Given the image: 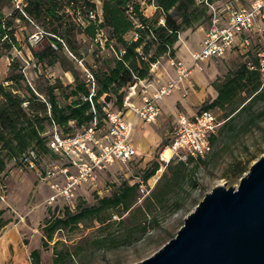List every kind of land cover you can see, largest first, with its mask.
Segmentation results:
<instances>
[{
  "label": "trees",
  "instance_id": "16d2710c",
  "mask_svg": "<svg viewBox=\"0 0 264 264\" xmlns=\"http://www.w3.org/2000/svg\"><path fill=\"white\" fill-rule=\"evenodd\" d=\"M11 1L0 0V56L22 47L15 25L17 19L38 26L48 41L39 48L26 42L33 57L44 66L58 64L64 72L73 75L74 82L64 84L57 77L45 86L33 87L26 82L19 60L12 56L10 74L5 79L8 84L0 82V174L9 161L27 167L24 159L31 149L36 150L40 158L51 154L49 139L54 126L64 135H73L94 119L101 123L108 109L124 111L127 87L139 80H152L151 66L158 59L166 55L176 57L175 45L181 32L194 30L201 24L207 27L211 17L209 5L220 8L226 1L235 5L233 0H146L160 11L159 17L152 18L144 13L142 0H22L19 7L6 14L2 8L10 6ZM91 11L96 13V19L89 17ZM161 17L164 23L160 22ZM93 39L110 55L102 59L98 68L90 66L96 81L91 102L88 99L91 86L80 75L65 48L74 59L82 58L81 48L87 40ZM249 53L257 62L254 52ZM215 86L216 97L204 103L201 109L226 106L231 109L218 132L211 137L213 146L229 131L251 127L264 116V83L259 70L250 69L246 61L235 70H229ZM208 159L171 160L140 204L141 184L160 169L159 161L143 172L141 181L124 180L109 195L96 196L94 203L81 199L75 208L65 205L60 210L56 207L42 228V245L47 246L57 231L73 230L87 221L110 229L114 212L120 213L117 218V223L123 226L120 238L110 230L106 236L98 238L97 243L106 246L118 239L132 241L135 232L146 233L158 224L162 212L174 213L185 205L183 194L191 195L197 188L195 175ZM249 164L250 160L244 164L239 162L234 175L242 176ZM54 253V264H67L74 256L67 248L55 249ZM30 258L31 264H42L41 249H33Z\"/></svg>",
  "mask_w": 264,
  "mask_h": 264
},
{
  "label": "rangeland",
  "instance_id": "374dc122",
  "mask_svg": "<svg viewBox=\"0 0 264 264\" xmlns=\"http://www.w3.org/2000/svg\"><path fill=\"white\" fill-rule=\"evenodd\" d=\"M18 1L19 4L22 2V0H12L10 6L4 5L3 12L10 13L17 7ZM142 6L147 16L159 17L160 11L154 3L148 4L146 0H142ZM173 14L176 15V11H173ZM15 25L22 47L20 50L13 48L10 53L0 56V82L8 84L5 79L10 74L9 65L12 56L19 60L26 82L33 87L36 84L45 86L47 82H54L57 77L64 84L70 82L69 80L74 82L73 75L70 72H64L58 64L44 66L33 57L26 42L33 43L37 48L47 42L48 39L44 38L45 33L41 28L27 25L18 19ZM202 26L205 24L198 25L194 30L189 28L179 34V40L175 45L176 56H181V51L184 50L182 48H185L186 44L196 41L197 30ZM65 52L73 60L83 78H86L84 67L89 71L90 66L98 68L102 59L110 55V52L101 48L95 39L87 40L81 48L82 58L74 59L66 48ZM243 62L245 59L239 50H232L222 58L207 59L201 64L202 69L194 67L190 81L184 82L187 86L184 92L186 96L183 98L184 103L178 101L174 107H163L161 115L155 122L139 120L137 123L132 138L139 151L138 155L131 161H117L108 168L98 171L97 184L79 185L71 200L58 196L52 202L49 201L50 195L54 193L50 184L56 181L62 183L64 179L61 174L46 177L40 166L31 169L9 161L5 171L0 174V264H31L30 252L35 248L41 249L42 264H54V250L65 248L74 252V256L67 260V264H134L153 255L175 237L186 216L215 186L223 184L226 187H237L240 179L249 171L251 164L264 156V116L258 124L237 132L229 131L225 138L217 141L213 151L207 156L209 157L207 164H203L195 175L199 185L191 195L183 194L186 197L185 205L174 213L162 212L159 223L151 226L146 233L135 232L130 242L118 239L109 245L100 246L97 243L98 238L106 236L110 230L115 232L117 238H120L122 234L123 226L117 223V218L113 217L110 229L100 228L98 222L87 221L73 230L63 228L57 231L47 246L42 245V228L46 218L56 207L60 210L65 205L75 208L81 199L89 204L94 203L96 196L109 195L115 186L124 180L129 183L141 181L143 172L151 167L153 162L159 161L160 169L146 183L141 184L140 204L166 168L160 153L173 136V121L176 115L198 111L204 103L214 99L218 92L215 83L222 80L229 70H235ZM23 92L25 91L22 90ZM100 100L102 102V99ZM61 102L63 103L62 99ZM213 109L219 119L224 121L231 107ZM49 131V127L46 126V133ZM248 160H250L248 170L240 177L235 176L233 172L239 162L244 164ZM66 162V159L52 154L41 157V163L45 168L54 164L63 165ZM114 215L119 216L120 213L114 212ZM126 216V213L123 214L124 218Z\"/></svg>",
  "mask_w": 264,
  "mask_h": 264
},
{
  "label": "built area",
  "instance_id": "2783aa9c",
  "mask_svg": "<svg viewBox=\"0 0 264 264\" xmlns=\"http://www.w3.org/2000/svg\"><path fill=\"white\" fill-rule=\"evenodd\" d=\"M226 1L218 8L210 7V21L206 27L200 48L191 54L189 64L175 57L166 55L167 64L173 68L174 76L169 75L163 81L155 76L153 83L139 80L129 85L124 97L125 110L108 109L101 123L94 119L88 126L73 135H64L57 126L53 127L49 148L51 154L66 159L63 165L54 164L41 168V158L36 150L31 149L25 157L27 167L44 171V176L53 177L61 174L63 182L50 184L54 193L50 195L52 202L58 196L71 200L77 187L83 183L96 185L97 172L108 168L117 161L128 162L138 155L137 148L131 142L133 123L125 117L131 109L135 115L146 122H155L160 114V102L169 96L175 88L192 77V69H202L207 59L222 58L232 50H239L250 69H258L264 83V0H251L249 5L243 0ZM19 7V1L17 3ZM89 17L96 19V13L89 12ZM164 23V18H160ZM137 38V35H135ZM34 45L33 43H31ZM253 51L257 62L249 52ZM164 57L152 63V73L161 69ZM79 63L84 67L81 60ZM86 81L91 86L88 99L95 94L96 81L94 75L86 68ZM165 72L164 69H162ZM139 97L141 105H136L133 98ZM223 121L213 108L199 109L191 115L179 113L175 117L172 140L160 153L165 165L171 160L187 161L190 157L205 158L213 151L211 137L214 136ZM169 156H165V150ZM118 218L117 215H114Z\"/></svg>",
  "mask_w": 264,
  "mask_h": 264
},
{
  "label": "water",
  "instance_id": "95a60500",
  "mask_svg": "<svg viewBox=\"0 0 264 264\" xmlns=\"http://www.w3.org/2000/svg\"><path fill=\"white\" fill-rule=\"evenodd\" d=\"M134 264H264V156L237 187L206 193L175 237Z\"/></svg>",
  "mask_w": 264,
  "mask_h": 264
},
{
  "label": "crops",
  "instance_id": "0c3cea01",
  "mask_svg": "<svg viewBox=\"0 0 264 264\" xmlns=\"http://www.w3.org/2000/svg\"><path fill=\"white\" fill-rule=\"evenodd\" d=\"M242 2H243V4L249 5L250 2H251V0H243ZM205 30H206V27L205 26H202L199 30H197V33H196V36H197L196 37V41H194V42H192L190 44H186V47L185 48L184 47L182 48L184 50L181 51V56H183L184 59H182L183 57H181L179 55L176 56L175 58L180 59V60L184 61L185 63L189 64L191 62V54L194 51L199 50V48H200V44H201L202 38L204 36ZM162 69H164L166 73H164V71ZM174 74H175V72H174L173 68H171L167 64L166 57H164L163 60H162L161 69H159V70H157L156 72L153 73V78H155V76H159L163 81H165L168 78L169 75L174 76ZM153 78H152V80H150V83H153V86L149 88L150 91H153L154 87L156 86V84L154 83V79ZM69 81L71 82V80H69ZM186 87L187 86H186L185 83L179 85L177 88L174 89V91L172 92V94H170L169 96H166L164 98V100L160 102L161 111H160L159 116L162 113L163 107H166V106L168 108L174 107L175 104H176V102H178V101L181 102V103H184L183 102V100H184L183 98L186 97L185 96V93H184L187 90ZM181 94H182V96H180ZM133 102L136 105H141V101H140V98L139 97L133 98ZM193 113L194 112H187V113H184V114L191 115ZM159 116L157 118H159ZM125 117L129 121H131L133 123L132 134H133V131L136 128L137 123L139 122V120H141L142 122L144 121L140 116L135 115V113L131 109H129V110H127L125 112ZM174 123H175V120L173 121V126H174ZM132 134H131V142L136 147V144L134 142V139L132 138ZM171 140H172V138H171ZM138 153H139V151H138Z\"/></svg>",
  "mask_w": 264,
  "mask_h": 264
},
{
  "label": "bare ground",
  "instance_id": "6f19581e",
  "mask_svg": "<svg viewBox=\"0 0 264 264\" xmlns=\"http://www.w3.org/2000/svg\"><path fill=\"white\" fill-rule=\"evenodd\" d=\"M165 156H169V150H165Z\"/></svg>",
  "mask_w": 264,
  "mask_h": 264
}]
</instances>
